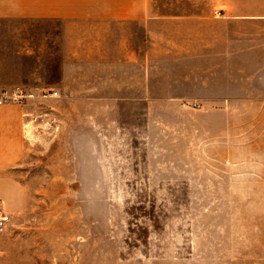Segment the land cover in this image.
Wrapping results in <instances>:
<instances>
[{"label": "rangeland", "instance_id": "1", "mask_svg": "<svg viewBox=\"0 0 264 264\" xmlns=\"http://www.w3.org/2000/svg\"><path fill=\"white\" fill-rule=\"evenodd\" d=\"M227 4L150 0L156 16ZM50 66V51L37 55L33 34L0 36L3 89L50 91L57 80ZM4 109V137L17 136L20 149L11 164L0 165V180L15 182L4 189L16 185L22 202L3 199L12 210L0 233V264H264V145L245 148L251 144L244 142L242 117L231 119L229 149L227 119H197L190 109L180 122L148 119L145 103L136 119L131 103H93L95 150L88 157L77 148L78 135L53 132V101Z\"/></svg>", "mask_w": 264, "mask_h": 264}, {"label": "crops", "instance_id": "2", "mask_svg": "<svg viewBox=\"0 0 264 264\" xmlns=\"http://www.w3.org/2000/svg\"><path fill=\"white\" fill-rule=\"evenodd\" d=\"M16 23L35 31L0 30V36L33 34L37 55L50 51L57 79L50 91H26L33 95L28 102L53 101V132L78 135L77 148L88 157L95 150L92 104L104 102L131 103L136 119L140 103L148 119L180 122L188 109L197 119H227L223 136L229 149L235 138L231 119L242 117L244 142L251 144L245 148H263L264 0H228L226 9L169 16L153 14L150 0H0V26ZM6 84L0 79V88ZM109 86L114 94L105 92ZM7 106L0 107L3 166L20 149L17 136L4 137ZM13 183L0 180L6 212L12 206L4 198L22 202L16 185L13 192L4 189Z\"/></svg>", "mask_w": 264, "mask_h": 264}, {"label": "built area", "instance_id": "3", "mask_svg": "<svg viewBox=\"0 0 264 264\" xmlns=\"http://www.w3.org/2000/svg\"><path fill=\"white\" fill-rule=\"evenodd\" d=\"M54 97L58 96V93H52ZM33 99V95L27 93L26 91L16 88L13 91H7L0 88V107L11 105V104H21L26 103ZM11 222L10 215L5 211L2 202L0 201V233L4 232L5 229Z\"/></svg>", "mask_w": 264, "mask_h": 264}]
</instances>
